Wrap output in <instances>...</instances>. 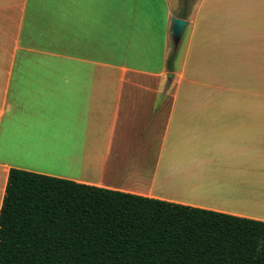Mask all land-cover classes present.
I'll return each instance as SVG.
<instances>
[{
  "label": "crops",
  "instance_id": "1",
  "mask_svg": "<svg viewBox=\"0 0 264 264\" xmlns=\"http://www.w3.org/2000/svg\"><path fill=\"white\" fill-rule=\"evenodd\" d=\"M261 94L264 0H0V210L18 169L264 222Z\"/></svg>",
  "mask_w": 264,
  "mask_h": 264
},
{
  "label": "trees",
  "instance_id": "2",
  "mask_svg": "<svg viewBox=\"0 0 264 264\" xmlns=\"http://www.w3.org/2000/svg\"><path fill=\"white\" fill-rule=\"evenodd\" d=\"M0 264H264V222L12 169Z\"/></svg>",
  "mask_w": 264,
  "mask_h": 264
},
{
  "label": "water",
  "instance_id": "3",
  "mask_svg": "<svg viewBox=\"0 0 264 264\" xmlns=\"http://www.w3.org/2000/svg\"><path fill=\"white\" fill-rule=\"evenodd\" d=\"M171 24H172L171 35H172L173 43L176 47H178L183 38L184 32L189 25V22L184 19L172 16Z\"/></svg>",
  "mask_w": 264,
  "mask_h": 264
},
{
  "label": "rangeland",
  "instance_id": "4",
  "mask_svg": "<svg viewBox=\"0 0 264 264\" xmlns=\"http://www.w3.org/2000/svg\"><path fill=\"white\" fill-rule=\"evenodd\" d=\"M259 101H260V102H264V96H263V94H261V95L259 96Z\"/></svg>",
  "mask_w": 264,
  "mask_h": 264
},
{
  "label": "snow or ice",
  "instance_id": "5",
  "mask_svg": "<svg viewBox=\"0 0 264 264\" xmlns=\"http://www.w3.org/2000/svg\"><path fill=\"white\" fill-rule=\"evenodd\" d=\"M111 2H120V0H111Z\"/></svg>",
  "mask_w": 264,
  "mask_h": 264
}]
</instances>
